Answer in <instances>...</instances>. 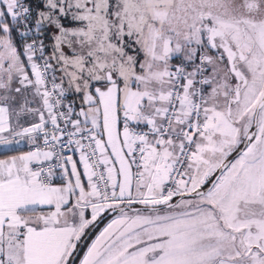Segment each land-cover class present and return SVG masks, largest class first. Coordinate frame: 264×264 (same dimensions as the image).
<instances>
[{
    "label": "snow or ice",
    "instance_id": "snow-or-ice-1",
    "mask_svg": "<svg viewBox=\"0 0 264 264\" xmlns=\"http://www.w3.org/2000/svg\"><path fill=\"white\" fill-rule=\"evenodd\" d=\"M21 142L0 264H264V0H0Z\"/></svg>",
    "mask_w": 264,
    "mask_h": 264
},
{
    "label": "crops",
    "instance_id": "crops-1",
    "mask_svg": "<svg viewBox=\"0 0 264 264\" xmlns=\"http://www.w3.org/2000/svg\"><path fill=\"white\" fill-rule=\"evenodd\" d=\"M24 148L22 151H28V146L26 142H24ZM18 152L13 151V146L4 147L0 145V159L6 158L7 155H16ZM60 183V182H59Z\"/></svg>",
    "mask_w": 264,
    "mask_h": 264
},
{
    "label": "built area",
    "instance_id": "built-area-1",
    "mask_svg": "<svg viewBox=\"0 0 264 264\" xmlns=\"http://www.w3.org/2000/svg\"><path fill=\"white\" fill-rule=\"evenodd\" d=\"M12 146H13V149L15 148V149H19L20 151H22L25 145H24V142H21L20 145H12ZM15 152H17V151H15ZM59 182H61V181L59 179H57L56 183H59Z\"/></svg>",
    "mask_w": 264,
    "mask_h": 264
},
{
    "label": "rangeland",
    "instance_id": "rangeland-1",
    "mask_svg": "<svg viewBox=\"0 0 264 264\" xmlns=\"http://www.w3.org/2000/svg\"><path fill=\"white\" fill-rule=\"evenodd\" d=\"M109 218H110V217H109ZM106 223H107V219L104 220L103 224L101 225V227H99V228L97 229L96 232L98 233V231H99L100 229H102Z\"/></svg>",
    "mask_w": 264,
    "mask_h": 264
},
{
    "label": "trees",
    "instance_id": "trees-1",
    "mask_svg": "<svg viewBox=\"0 0 264 264\" xmlns=\"http://www.w3.org/2000/svg\"><path fill=\"white\" fill-rule=\"evenodd\" d=\"M174 62H177V61H174ZM103 222H104V220L101 221V223L98 225L97 229H98L99 227H101V225L103 224ZM97 229H96L95 231H97Z\"/></svg>",
    "mask_w": 264,
    "mask_h": 264
}]
</instances>
